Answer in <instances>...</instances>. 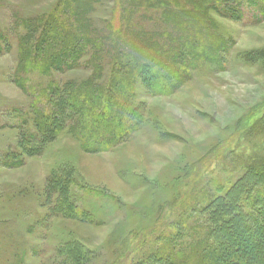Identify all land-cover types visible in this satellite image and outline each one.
<instances>
[{"label": "rangeland", "instance_id": "rangeland-1", "mask_svg": "<svg viewBox=\"0 0 264 264\" xmlns=\"http://www.w3.org/2000/svg\"><path fill=\"white\" fill-rule=\"evenodd\" d=\"M206 1L215 7L208 15L218 38L207 43L206 59H190L193 67L173 95L151 96L139 83L134 101L144 104L147 119L127 142L86 154L63 135L42 155L28 156L21 145L34 131L33 101H44L49 86L85 79L92 70L47 71V60L69 43L60 38L58 23L56 47L24 53L30 51L24 21L48 19L63 5L59 0H0V264H71V241L86 253L80 264L152 263L156 253L166 257L162 264L168 258L193 264L208 243L215 246L213 264H238L222 258L228 242L235 259L256 262L233 250L242 244L233 246L227 238L235 231L226 230L242 224L233 220L235 213L253 211L261 227L247 233L263 243L264 184L252 167L264 164V0ZM118 5L96 3L90 16L98 36L92 37L105 41ZM92 37L78 62L95 51ZM67 165L76 170L71 201L90 212L92 223L53 211L56 198L48 195L47 179ZM237 196L246 200L241 207L240 200L234 206Z\"/></svg>", "mask_w": 264, "mask_h": 264}, {"label": "trees", "instance_id": "trees-1", "mask_svg": "<svg viewBox=\"0 0 264 264\" xmlns=\"http://www.w3.org/2000/svg\"><path fill=\"white\" fill-rule=\"evenodd\" d=\"M98 1L59 0L58 7L61 3L63 5L60 10L55 8L56 13L50 14L48 19L46 16L24 21L28 29L24 38L25 49L30 50L24 53L32 51L37 54L43 50L45 54L56 47V23L62 28L60 38L69 39L65 50L60 49L61 52L47 60L44 65L47 71L53 67L67 71L81 65L92 70L85 79H68L49 86L44 101H33L34 131L25 136L21 145L28 156L42 155L47 146L63 135L78 142L86 154L107 153L124 144L147 119V115L142 114L144 107H140L144 104L136 105L134 101L139 83L146 86L151 96L173 95L183 85V76L188 73L189 66L193 67L189 64L190 59H206L203 53L208 51L207 43L214 37L218 38L214 34L216 25L208 15V11L215 7L209 6L206 0H119L114 21L106 25L105 41L98 40L94 38L98 36V29L90 16ZM53 35V40H49ZM114 35L116 39L111 37ZM90 37L94 40L95 51L84 62H78L87 53ZM25 62L22 54V65ZM20 164L19 161L12 167ZM252 169L256 174L259 172L264 184V164ZM75 171L69 165L55 167L48 177V195L56 198L53 211L64 218L92 223L90 212L77 207L69 196L71 185L76 184ZM259 198L264 203V189L259 192ZM236 201L237 207L246 202L237 196L235 207ZM221 216L222 213L217 214V221L222 220ZM236 218L242 224L227 228L228 232L230 229L235 231V236L229 235L227 240L231 239L233 246L242 244L240 247L244 248L233 250L241 252L246 262L254 259V264H264V232L260 246V238L254 236L261 227V219L256 221L253 211L235 213L233 220ZM254 230L251 236L247 233ZM68 244L71 264H80L86 253L78 242ZM228 245L221 252L222 258L241 264L239 259L229 254L231 246ZM214 249L210 243L203 246L201 259L193 264H213ZM165 260L166 257L156 253L150 257L152 263L142 259L135 264H162ZM168 260L166 264H178L175 260Z\"/></svg>", "mask_w": 264, "mask_h": 264}]
</instances>
